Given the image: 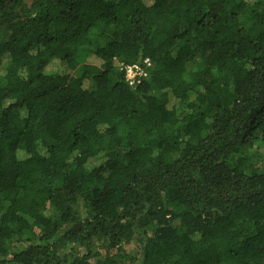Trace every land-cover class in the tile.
<instances>
[{
	"label": "trees",
	"instance_id": "trees-1",
	"mask_svg": "<svg viewBox=\"0 0 264 264\" xmlns=\"http://www.w3.org/2000/svg\"><path fill=\"white\" fill-rule=\"evenodd\" d=\"M0 264H264V0H0Z\"/></svg>",
	"mask_w": 264,
	"mask_h": 264
},
{
	"label": "built area",
	"instance_id": "built-area-1",
	"mask_svg": "<svg viewBox=\"0 0 264 264\" xmlns=\"http://www.w3.org/2000/svg\"><path fill=\"white\" fill-rule=\"evenodd\" d=\"M144 65L150 66L149 60L144 61ZM119 70L124 72L126 80L132 85H137L139 79L146 76V72L140 65L126 66L118 63Z\"/></svg>",
	"mask_w": 264,
	"mask_h": 264
},
{
	"label": "rangeland",
	"instance_id": "rangeland-1",
	"mask_svg": "<svg viewBox=\"0 0 264 264\" xmlns=\"http://www.w3.org/2000/svg\"><path fill=\"white\" fill-rule=\"evenodd\" d=\"M151 1H152V0H146L147 3H150ZM116 66H118V63L116 64ZM135 246H136V245L132 243V244H131V247H127V249H129V250H127V252H128V253H131L130 250H133V249L135 248Z\"/></svg>",
	"mask_w": 264,
	"mask_h": 264
}]
</instances>
